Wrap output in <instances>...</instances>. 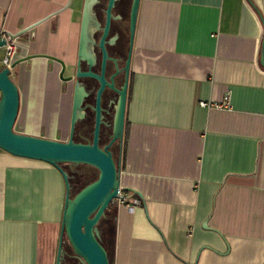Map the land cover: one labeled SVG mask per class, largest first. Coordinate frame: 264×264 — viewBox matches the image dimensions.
Here are the masks:
<instances>
[{"label":"crops","instance_id":"crops-1","mask_svg":"<svg viewBox=\"0 0 264 264\" xmlns=\"http://www.w3.org/2000/svg\"><path fill=\"white\" fill-rule=\"evenodd\" d=\"M251 1L264 20V0ZM80 3L0 0V35L46 20L19 38L15 61L49 55L70 66ZM259 14L247 0H142L111 264H264ZM5 56L1 48L0 71ZM59 72L46 59L11 71L21 96L17 133L54 140L70 125ZM227 91L230 108L213 106ZM65 200L56 168L0 150V264H56Z\"/></svg>","mask_w":264,"mask_h":264},{"label":"water","instance_id":"water-1","mask_svg":"<svg viewBox=\"0 0 264 264\" xmlns=\"http://www.w3.org/2000/svg\"><path fill=\"white\" fill-rule=\"evenodd\" d=\"M247 1L259 14L253 2L251 0ZM141 2L142 0H134L131 9L129 22L130 60L134 53V42ZM259 16L264 24V20L260 14ZM86 19L87 11L85 10L81 30L80 57L84 55L86 49L85 41L88 37ZM44 21L46 20L23 30L18 35L9 36L10 40L20 38ZM6 46L7 41L0 35V49ZM35 59H47L61 64L63 66V71L60 76L61 80L69 81V79L64 78V62L49 55H29L16 60L10 68L5 67L0 71V150L17 158L39 161L53 166L61 173L64 179L66 200L56 264H63L64 261V237L67 238L75 255L84 264H111L109 254L100 241L99 224L109 208L120 198V169L110 148L117 140L123 142L128 86L126 85L120 94L113 140L105 148L100 147L102 125L101 94L106 84L102 78L100 79L102 87L97 98L96 126L92 143H77L74 139L76 124L80 116L79 113L81 111L83 97L85 96L83 89L79 87L76 89L73 101L70 138L67 142L19 134L15 131V126L20 113L21 96L18 86L11 78V71L20 64ZM261 62L264 66V52ZM63 165H86L93 167L99 172L98 179L83 188L76 196L72 197L71 178L63 168Z\"/></svg>","mask_w":264,"mask_h":264},{"label":"flooded vegetation","instance_id":"flooded-vegetation-1","mask_svg":"<svg viewBox=\"0 0 264 264\" xmlns=\"http://www.w3.org/2000/svg\"><path fill=\"white\" fill-rule=\"evenodd\" d=\"M133 3L134 0H81L79 6L80 32L76 55L70 66L63 61L65 64L64 78L69 79V81L61 80L60 76L63 66L57 62L48 60L50 63H56L60 66L58 78L62 84H67L69 89H71L70 130L72 107L77 87L82 88L85 93L74 134L76 142L83 144L93 142L96 126L97 98L102 87L101 78L106 83L101 94V148H105L113 140L120 94L126 85L128 86V104L133 76V57L130 60L131 46L129 35V22ZM85 10L87 11L86 25L88 37L85 41L86 49L84 55L80 57L81 30ZM127 132V118H125L123 142L117 140L110 148L114 159L116 158L115 152L118 153V158L125 153Z\"/></svg>","mask_w":264,"mask_h":264},{"label":"rangeland","instance_id":"rangeland-1","mask_svg":"<svg viewBox=\"0 0 264 264\" xmlns=\"http://www.w3.org/2000/svg\"><path fill=\"white\" fill-rule=\"evenodd\" d=\"M16 50V55H20L22 48H14ZM59 94L67 95L71 94V89L67 84H60L56 85ZM69 130L70 125H66L64 127L58 129L55 135L52 137L56 141H65L69 140ZM46 135L45 132L42 133V136ZM115 152V151H114ZM115 159L118 162V153L115 152ZM67 173L69 174L72 184L71 195L72 197L76 196L81 188L86 186L87 184L94 182L98 179L99 172L93 167L86 166V165H63ZM115 207L112 208L111 215L112 218L110 222L105 223L99 229L100 232V241L106 247L108 254L110 256V263L113 261L114 252H115V229H116V220H115ZM64 261L63 264H84L83 261L78 258L72 247L70 246L66 237H64Z\"/></svg>","mask_w":264,"mask_h":264},{"label":"built area","instance_id":"built-area-1","mask_svg":"<svg viewBox=\"0 0 264 264\" xmlns=\"http://www.w3.org/2000/svg\"><path fill=\"white\" fill-rule=\"evenodd\" d=\"M1 36L7 41L6 49V56L3 61L5 67L10 68L11 65L15 62L16 50L14 48H22L25 43H23L19 38L15 40H10V38L6 37L5 35L1 34ZM204 106H208V104H203ZM231 105V95L230 92L227 91L220 102L214 103L213 106L220 108V109H227L230 108ZM125 197L120 192V198L117 202H120L121 204L125 203Z\"/></svg>","mask_w":264,"mask_h":264},{"label":"trees","instance_id":"trees-1","mask_svg":"<svg viewBox=\"0 0 264 264\" xmlns=\"http://www.w3.org/2000/svg\"><path fill=\"white\" fill-rule=\"evenodd\" d=\"M77 143H80V142H77ZM64 168V167H63ZM65 169V168H64ZM91 183H93V182H91ZM91 183H89V184H91ZM71 184H72V181H71ZM89 184H87L86 186H88ZM86 186H84L83 188H85ZM83 188H81L80 190H79V192L83 189ZM78 192V193H79ZM112 208H113V205L109 208V210L106 212V215H105V217L101 220V222H100V224H99V229L102 227V225H104L105 223H107V222H110V220H111V218H112V215H111V211H112ZM115 217H116V213H115ZM115 233H116V229H115ZM102 243V242H101ZM102 245H103V243H102ZM104 246V245H103ZM105 247V246H104ZM105 249H106V247H105ZM107 250V249H106ZM108 252V251H107ZM109 260H110V256H109Z\"/></svg>","mask_w":264,"mask_h":264},{"label":"bare ground","instance_id":"bare-ground-1","mask_svg":"<svg viewBox=\"0 0 264 264\" xmlns=\"http://www.w3.org/2000/svg\"><path fill=\"white\" fill-rule=\"evenodd\" d=\"M15 59H16V57H15Z\"/></svg>","mask_w":264,"mask_h":264}]
</instances>
